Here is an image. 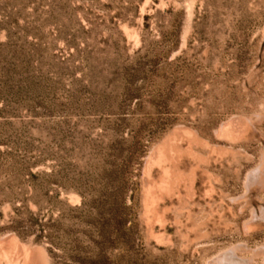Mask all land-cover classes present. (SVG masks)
Returning a JSON list of instances; mask_svg holds the SVG:
<instances>
[{
    "label": "rangeland",
    "instance_id": "1",
    "mask_svg": "<svg viewBox=\"0 0 264 264\" xmlns=\"http://www.w3.org/2000/svg\"><path fill=\"white\" fill-rule=\"evenodd\" d=\"M0 264H264V0H0Z\"/></svg>",
    "mask_w": 264,
    "mask_h": 264
}]
</instances>
